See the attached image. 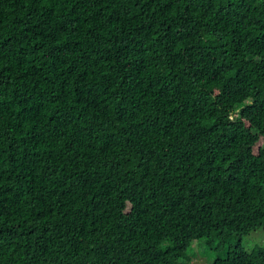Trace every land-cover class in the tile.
<instances>
[{"label": "trees", "instance_id": "trees-1", "mask_svg": "<svg viewBox=\"0 0 264 264\" xmlns=\"http://www.w3.org/2000/svg\"><path fill=\"white\" fill-rule=\"evenodd\" d=\"M264 0H0V264H264Z\"/></svg>", "mask_w": 264, "mask_h": 264}, {"label": "rangeland", "instance_id": "rangeland-1", "mask_svg": "<svg viewBox=\"0 0 264 264\" xmlns=\"http://www.w3.org/2000/svg\"><path fill=\"white\" fill-rule=\"evenodd\" d=\"M234 242H236L235 237L224 243L216 239L211 242H207L206 238L195 239L187 250L186 264H210L215 258L224 256L227 245ZM240 242L247 251L256 247L264 248V229L258 227L250 231L241 238Z\"/></svg>", "mask_w": 264, "mask_h": 264}]
</instances>
